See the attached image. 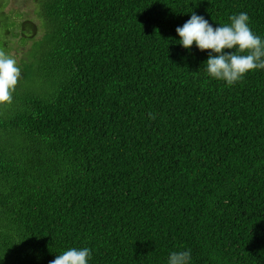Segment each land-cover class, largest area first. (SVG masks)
<instances>
[{
	"label": "trees",
	"instance_id": "obj_1",
	"mask_svg": "<svg viewBox=\"0 0 264 264\" xmlns=\"http://www.w3.org/2000/svg\"><path fill=\"white\" fill-rule=\"evenodd\" d=\"M11 2L0 264L73 247L89 264H264V69L228 86L172 41L192 11L213 27L246 12L264 39V0H31V19Z\"/></svg>",
	"mask_w": 264,
	"mask_h": 264
},
{
	"label": "clouds",
	"instance_id": "obj_2",
	"mask_svg": "<svg viewBox=\"0 0 264 264\" xmlns=\"http://www.w3.org/2000/svg\"><path fill=\"white\" fill-rule=\"evenodd\" d=\"M189 16L182 26L175 29L179 39L172 41L185 50L195 45L198 51L208 53L203 63L207 77L231 86L246 74L264 69V39L251 30L246 12L230 16L229 23L218 27H213L193 11ZM19 74L16 60L0 51V106L11 102ZM90 260L88 247H73L55 255L50 264H89ZM167 264H191L190 251L170 252Z\"/></svg>",
	"mask_w": 264,
	"mask_h": 264
},
{
	"label": "rangeland",
	"instance_id": "obj_3",
	"mask_svg": "<svg viewBox=\"0 0 264 264\" xmlns=\"http://www.w3.org/2000/svg\"><path fill=\"white\" fill-rule=\"evenodd\" d=\"M11 6L18 12H20L23 16V18L25 19H31L33 17V8H32V4H31V0H13V2H11ZM22 50V48H20V50L16 51V50H12L10 52L11 55H19V52Z\"/></svg>",
	"mask_w": 264,
	"mask_h": 264
}]
</instances>
